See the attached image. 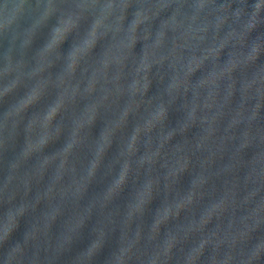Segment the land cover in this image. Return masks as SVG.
I'll return each instance as SVG.
<instances>
[{
    "label": "clouds",
    "instance_id": "1",
    "mask_svg": "<svg viewBox=\"0 0 264 264\" xmlns=\"http://www.w3.org/2000/svg\"><path fill=\"white\" fill-rule=\"evenodd\" d=\"M0 264H264V0H0Z\"/></svg>",
    "mask_w": 264,
    "mask_h": 264
},
{
    "label": "water",
    "instance_id": "2",
    "mask_svg": "<svg viewBox=\"0 0 264 264\" xmlns=\"http://www.w3.org/2000/svg\"><path fill=\"white\" fill-rule=\"evenodd\" d=\"M139 48H140V46L137 45V51H139ZM96 131H98V128L96 129ZM59 146H60V144L58 143L57 145H54L53 147H59ZM50 150H52V149L50 148L49 151H50ZM112 151H115V145L113 146V150H112ZM101 187H102L101 185L93 186V190H95V191H99ZM91 191H92V190H90V192H91ZM120 203H122V201H120ZM149 222H150V220H149Z\"/></svg>",
    "mask_w": 264,
    "mask_h": 264
}]
</instances>
